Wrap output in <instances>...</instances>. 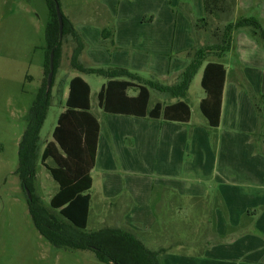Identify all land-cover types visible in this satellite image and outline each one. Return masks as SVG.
Returning <instances> with one entry per match:
<instances>
[{
    "label": "rangeland",
    "instance_id": "obj_1",
    "mask_svg": "<svg viewBox=\"0 0 264 264\" xmlns=\"http://www.w3.org/2000/svg\"><path fill=\"white\" fill-rule=\"evenodd\" d=\"M253 1L256 2L257 7L264 4V0ZM57 3L61 13L70 20L78 33L85 39V51L79 57V61L84 66L93 68H114V64L120 63L118 61L120 56H124L122 54L126 52L123 51L125 48H118V45L114 46L113 43L111 44L103 38L100 39L99 32L105 21H107L105 25L109 24V29L114 31L113 29L118 27L119 19L125 12V16H129V20L132 21H135L134 15L140 14L142 18L147 16V18L155 20L152 25L153 29L146 28L155 34V24L170 20V22L180 23L177 24V27L172 23L171 36L176 34L178 38L180 33L189 32L190 42H193L192 23L190 21L186 23L188 28L185 24L183 26V23L196 17H204L203 5L199 0H57ZM118 4L120 11H118ZM104 6L111 7L112 12L110 14L102 13ZM116 11L119 16L115 15ZM220 16L223 18L222 20L213 18L209 20L210 34L221 31L230 20H228L227 14ZM49 22L50 13L46 0H0V264H102L92 251H65L52 248L33 225L28 211L26 187L23 186V181L17 173L19 167L18 145L26 126V116L44 81L45 31ZM137 29L139 31V28ZM166 32H169L167 27L164 35ZM198 32V37H202L203 31ZM210 34H208L207 43L214 44L217 40ZM252 38L253 35L249 29L239 30L235 34V39L241 40V42L244 39ZM201 42V44H205L203 41ZM75 46V41L71 36H66L63 39L58 65L53 72L51 104L39 135L41 150L47 142L52 140L57 119L65 109L64 94L66 95L68 92L70 79L75 76L81 77L89 84L91 112L102 125L106 126V122L111 120L109 118L123 119L106 115L97 105V93L106 83V78L81 74L71 68L70 58ZM244 46L249 48L245 44L239 46L243 62L241 61L239 64L237 62L239 68L233 74L236 77L239 74L242 80L246 76L247 79H245L248 83L250 76L249 52L248 49H242ZM128 49L130 53L131 47L129 46ZM173 49L175 50L176 46H173ZM190 49L192 46L189 47ZM153 51L155 48L150 47L148 52L142 53L147 60L137 64L142 67V70L139 71L140 77L147 80L156 79L164 85H171L185 65L184 59H179L180 62L177 65L175 60L180 55L173 54L170 56L171 58L160 60L158 54ZM113 52L115 53L111 55ZM163 63H165L164 66H162ZM227 63L231 65V62ZM201 76L202 69L191 81L186 97L191 109L189 126L196 128L206 123L199 110L200 100L205 96L200 85ZM231 76L232 73H229V79ZM165 99L153 92L149 107H152L155 101L162 102L166 101ZM175 101L176 99L170 100V102ZM256 103L257 108L261 109L263 105L260 99H257ZM127 120L132 123L125 130L114 128V143L119 154L117 157L111 154V159L107 163L110 164V172H104L107 167V157L106 152L103 153L102 149L98 165L92 171L94 188L91 192L94 202L91 207L89 223L84 232L89 234L100 228L111 226L112 224H107L106 218L115 216L121 210L123 205L120 203L122 202L129 203L126 213L136 216L138 206H141L143 198L146 199V202L152 203L156 197H163L166 202L170 200V204L165 206L168 211L166 217L158 212L159 202L156 200V206L153 204L150 206L153 213L151 215L153 227L145 226L146 228H143L141 222H132L131 230L137 233L136 237L146 248L153 251L160 247L170 251L177 245L178 248H182V250H178L179 254L201 255L198 252L204 244L205 237L200 236L199 231L197 233L200 235L196 234L193 226L198 225L197 219L207 215L206 211L210 209L211 205L193 204L191 195L182 193V189L185 188L177 189L176 186L191 185L190 183L194 187L200 186L203 188L202 191H206L204 200H209L212 204L215 197L213 198L210 189L206 188L207 179L202 180L201 178V183L195 186L198 179L195 177L180 181L170 178L167 186L174 187L173 189L165 188L168 191L152 189L153 186H164V178L167 177L169 169L165 163V159L168 157L167 151L158 133L154 134L156 147L151 150H147V146H144L143 142L138 139L136 132L138 133L141 127L136 124L139 123L140 126L141 123L148 124V120L133 121V118H127ZM103 138L105 139V136ZM215 146L212 142L208 146V153L211 155L210 164L213 166L215 164L214 157H218L219 163H216L220 166L222 153L218 147L221 148V146ZM182 147H184L183 150L177 156H173L174 166L179 171L181 168L197 164L191 143L184 142ZM109 179L118 185V188H115L112 193H109V185L104 189ZM28 187L33 188L34 194L40 197L46 208H49L50 199L58 189L57 183L40 162H37L35 166L34 178ZM104 196L112 198L107 199ZM111 203H115V205L111 206ZM176 206L177 209H180L179 211H176ZM54 215L58 221H63L57 212H54ZM169 222L178 225L179 235L172 238L158 237L157 235L169 226ZM143 234L144 237H140ZM191 246H194V251Z\"/></svg>",
    "mask_w": 264,
    "mask_h": 264
},
{
    "label": "crops",
    "instance_id": "obj_2",
    "mask_svg": "<svg viewBox=\"0 0 264 264\" xmlns=\"http://www.w3.org/2000/svg\"><path fill=\"white\" fill-rule=\"evenodd\" d=\"M199 1L202 3V0ZM234 2L235 6L227 13V17H229L228 20L230 19L228 22H233L240 17H253L258 20L264 30V4L257 7L256 2L254 3L253 0H234ZM118 11H120L119 4ZM118 11L115 12V15L117 14L119 16ZM110 12H112L111 7H105L102 11V13L108 14H110ZM125 14L126 12L121 16V19H119L120 26L118 25V27H115V29H113L114 31L111 29L112 38L105 39L108 42L112 41L111 43H113L114 46L118 45V48H125L123 51H126V56L122 54L124 56H120L118 60L120 63L114 64V68H123L139 74L142 67L137 64L147 60L142 53L144 51L148 52V48L150 47L155 48L153 52L158 54L160 60L171 58L170 56H173V54L180 55L178 59L175 60L177 65H179L178 62H180L179 59H184L185 65L182 70L187 66L189 59L186 55L194 48L195 39H197L199 32L197 33L195 29H193L191 33L193 42H190L189 32L180 33L178 38L176 34L171 36L170 29L173 24L177 27V24L179 25L180 23L167 20L155 24L156 28H154V34L151 30L146 29H153L152 25L154 24V19L147 18V16L142 18V15L139 14L134 15L133 19H135V21H132L129 20V16L127 17ZM197 18L200 19L201 16L188 20L183 23V26L185 24L186 28H188L186 23L190 21L194 28V24L199 20ZM213 19L222 20L223 18L219 16V18ZM106 23L107 21L102 23L103 25L99 32L100 39L102 38V30L109 29V24L105 25ZM158 24L160 25L157 26ZM166 27L169 32H166L164 35ZM74 28L76 30L75 26ZM137 28H139V31ZM237 31L233 34V47L231 52L221 58L211 56L207 60V62L220 63L225 68V83L221 101L220 122L214 133L209 129L207 122L196 128L189 126L190 121L188 123H175L107 113L105 114L112 117H122L123 119L109 118L111 120H108L105 126L102 125L99 119L91 112L100 123V133L93 170L98 165L100 155H102L101 149L103 153L106 152V164L110 161L111 154L115 157L118 156L119 152L114 143V128L125 130L127 126L132 123L130 120H127V118H133V121H149L148 124L141 123V126L139 123L136 124V126L141 127V129L138 127L139 130L138 133L136 132V135L138 139L143 142V145L147 146V150L156 147L154 134L158 133L167 151L168 157L165 159V163L169 169L167 170V177L164 178V186L157 185L153 186L152 189H162L164 191H168L165 188L173 189L174 187L167 186L170 178L180 181L185 180V178L186 180H190V177H195L198 178L197 183L194 184L195 186L201 183V178L202 180L204 178L207 179L206 184H208L206 188L210 189L211 195L213 198L215 197L212 204L209 200H204L206 191H202V187H194L192 183H190L191 185L176 186L177 189L181 187L185 188L184 190L182 189V193L190 194L193 204L211 205L210 209L206 211L207 215L197 219L198 225L193 226V228L195 227L196 234H198L197 231H199L201 235H198L205 237L204 244L198 252V254L201 253V255L179 254L177 252L180 249L182 250V248H178L177 245L171 249L172 251L167 249L169 252L160 247V249L158 248L156 251L162 250L165 253L159 255V264H264V44L260 38L255 36H253L252 39H244L243 42H241V40H236L235 34ZM76 32L78 33L77 30ZM78 35L84 44V52L86 44L85 39L80 33H78ZM242 44L249 46V48L246 46L242 48L244 50L248 49L249 52L250 76L248 83L246 81V76V79L244 78L242 80L239 74H237L238 77L233 74L235 70L238 71V64L241 61L243 62V58L239 53V50H241L239 46ZM129 46L131 47L130 53L128 52ZM173 46H176L175 50ZM191 46L192 49L189 50ZM114 53L115 52L111 55ZM227 62H231V65ZM164 64L165 63H163L162 66H164ZM203 68L204 66L201 68L202 72ZM229 73H232L230 79ZM179 74L180 73L176 76ZM128 94L134 96L136 93L129 91ZM152 95L153 92L151 93V99ZM67 96L68 92L66 95L64 94L65 100ZM257 99H260L263 105L261 109L257 108ZM156 102L158 101H155L154 104ZM117 119L119 120L117 121ZM103 136H105V139ZM184 142L191 143V149L193 154L196 155L197 164L181 168L179 171L178 168L174 166L173 156H177L178 153L183 150L184 147L182 146ZM211 142L214 146H221V148L218 147L222 153L220 166L218 164V157H214L215 164L213 166L210 164L211 155L208 153V146L211 145ZM110 168V164H107L105 168L106 171L104 172H110ZM179 173L181 174L180 176L177 175ZM91 176L92 186L89 191V217L94 202L91 192L94 188L92 172ZM111 180L112 179H109L108 183L104 186V189L107 188V185L110 186L109 193H112L115 188H118V185H116L114 181L111 182ZM104 197L107 199L112 198L107 196ZM156 200L159 202L158 212L166 217L168 211L165 206L170 204V200L166 202L165 198L156 197L151 203L146 202V199L143 198L141 200V206H138V213L136 216L126 213V209L128 212L129 203H120L123 205L121 210L115 216H111L112 218H109V216L106 218L108 221V223L106 221L107 224H115V226L111 225L106 227L126 230L133 233L135 236L137 233L131 230L132 225L130 224L132 222H141L143 228H152L153 224L151 225V221H153V218L151 215H153V213L150 206H152V204L156 206ZM114 205L115 203H111V206ZM175 208L176 211L180 210L179 208L177 209V206ZM134 218H136V220H134ZM172 224L169 222V226L171 227L168 228L169 226H167V228L163 232L161 231L157 236L177 237L179 235L178 225H175V223ZM140 237H144V234ZM192 250H195L194 246Z\"/></svg>",
    "mask_w": 264,
    "mask_h": 264
},
{
    "label": "trees",
    "instance_id": "obj_3",
    "mask_svg": "<svg viewBox=\"0 0 264 264\" xmlns=\"http://www.w3.org/2000/svg\"><path fill=\"white\" fill-rule=\"evenodd\" d=\"M46 1L50 22L45 31L44 81L28 110L26 126L18 145L17 173L31 195V200L28 199V211L33 225L54 250L92 251L102 264H159L158 257L163 251L149 250L129 231L106 227L89 234L84 232L88 225L91 172L95 165L100 123L91 113L90 86L81 77L70 79L65 109L57 119L52 140L41 150L39 135L51 104L53 85L52 78L51 86L47 88L50 53L53 52L55 72L63 39L66 36L73 38L76 46L70 58L71 68L81 74L106 78V83L97 94V105L104 113L175 123L190 121L191 110L186 101L188 89L197 72L204 66L200 85L205 96L199 103V110L214 133L220 122L225 68L220 63L207 60L211 56L221 58L231 52L235 31L249 29L264 44V30L257 19L240 17L233 22H227L221 31L210 34L209 20L229 13L235 2L202 0L204 17L194 24V29L196 32L203 31V35L195 39V47L186 55L189 59L187 66L171 85H164L156 79H143L139 74L123 68L84 66L79 61L84 44L73 24L61 13L62 34L59 36L55 4L52 0ZM208 34L217 40L214 44L207 43ZM101 35L104 39L112 38V31L103 29ZM201 41L205 44H201ZM129 91L136 94L130 96ZM152 92L165 97L166 101H158L149 108ZM172 99L176 101L170 102ZM37 162L41 163L58 185L50 199L49 208L34 194L33 188L28 187L34 178ZM54 212L63 221H58Z\"/></svg>",
    "mask_w": 264,
    "mask_h": 264
},
{
    "label": "water",
    "instance_id": "obj_4",
    "mask_svg": "<svg viewBox=\"0 0 264 264\" xmlns=\"http://www.w3.org/2000/svg\"><path fill=\"white\" fill-rule=\"evenodd\" d=\"M55 4V12L58 18V22H59V36H61L62 34V17H61V11L59 9V5L57 3V0H52ZM53 72H54V68H53V52L50 53V60H49V73L47 76V88H50L51 83H52V78H53ZM28 199L31 200V195L29 190L25 189Z\"/></svg>",
    "mask_w": 264,
    "mask_h": 264
}]
</instances>
